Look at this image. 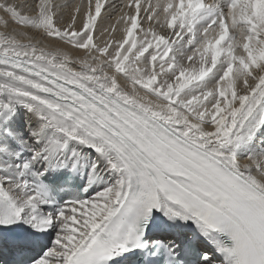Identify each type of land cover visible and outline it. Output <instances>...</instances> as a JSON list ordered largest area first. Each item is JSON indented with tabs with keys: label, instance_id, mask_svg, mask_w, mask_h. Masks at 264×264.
Segmentation results:
<instances>
[{
	"label": "snow or ice",
	"instance_id": "6c2138e0",
	"mask_svg": "<svg viewBox=\"0 0 264 264\" xmlns=\"http://www.w3.org/2000/svg\"><path fill=\"white\" fill-rule=\"evenodd\" d=\"M66 8L0 0V264H264V0Z\"/></svg>",
	"mask_w": 264,
	"mask_h": 264
},
{
	"label": "bare ground",
	"instance_id": "6f19581e",
	"mask_svg": "<svg viewBox=\"0 0 264 264\" xmlns=\"http://www.w3.org/2000/svg\"><path fill=\"white\" fill-rule=\"evenodd\" d=\"M57 3L59 2H63L64 0H56ZM87 0H70V2L68 3V8H66L64 10V15L65 18L67 19L68 15L70 14V12L74 9V7L78 4L83 3L85 6L87 5ZM115 22V17H113L112 21H106V23H114ZM0 31H4V28L2 25H0Z\"/></svg>",
	"mask_w": 264,
	"mask_h": 264
},
{
	"label": "rangeland",
	"instance_id": "374dc122",
	"mask_svg": "<svg viewBox=\"0 0 264 264\" xmlns=\"http://www.w3.org/2000/svg\"><path fill=\"white\" fill-rule=\"evenodd\" d=\"M57 2V1H56ZM70 2V0H64L63 2H59V4H67L68 5V3ZM87 2V1H86Z\"/></svg>",
	"mask_w": 264,
	"mask_h": 264
}]
</instances>
